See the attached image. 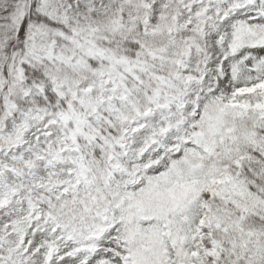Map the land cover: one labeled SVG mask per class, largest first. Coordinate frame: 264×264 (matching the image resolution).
<instances>
[{
	"label": "snow or ice",
	"instance_id": "1",
	"mask_svg": "<svg viewBox=\"0 0 264 264\" xmlns=\"http://www.w3.org/2000/svg\"><path fill=\"white\" fill-rule=\"evenodd\" d=\"M0 264H264V0H0Z\"/></svg>",
	"mask_w": 264,
	"mask_h": 264
}]
</instances>
